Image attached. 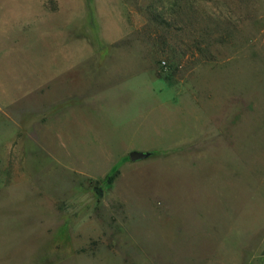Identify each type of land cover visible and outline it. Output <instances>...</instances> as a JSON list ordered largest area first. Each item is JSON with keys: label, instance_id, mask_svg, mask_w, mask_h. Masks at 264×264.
Returning a JSON list of instances; mask_svg holds the SVG:
<instances>
[{"label": "rangeland", "instance_id": "374dc122", "mask_svg": "<svg viewBox=\"0 0 264 264\" xmlns=\"http://www.w3.org/2000/svg\"><path fill=\"white\" fill-rule=\"evenodd\" d=\"M0 264H264V0H0Z\"/></svg>", "mask_w": 264, "mask_h": 264}]
</instances>
